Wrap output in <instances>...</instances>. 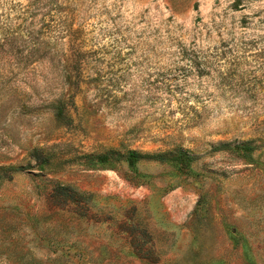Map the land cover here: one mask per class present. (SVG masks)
Returning <instances> with one entry per match:
<instances>
[{
    "label": "rangeland",
    "instance_id": "obj_1",
    "mask_svg": "<svg viewBox=\"0 0 264 264\" xmlns=\"http://www.w3.org/2000/svg\"><path fill=\"white\" fill-rule=\"evenodd\" d=\"M0 264H264V0H0Z\"/></svg>",
    "mask_w": 264,
    "mask_h": 264
},
{
    "label": "trees",
    "instance_id": "obj_2",
    "mask_svg": "<svg viewBox=\"0 0 264 264\" xmlns=\"http://www.w3.org/2000/svg\"><path fill=\"white\" fill-rule=\"evenodd\" d=\"M52 108L58 120L67 121V118H69V116L66 114V105L63 101L53 104ZM227 147L228 145L221 146V148H227ZM234 149L248 151V152H252L254 150V148L249 146V144L247 143L238 145ZM35 157L36 160L41 161L40 167L41 165H43L44 167L55 166V162H53L55 156L53 154L47 153V151H37L35 153ZM81 158L84 160V163H86V165L93 163L108 165L111 162L125 161L128 167L134 172L138 171V165L143 160L170 164L172 166L177 167L181 171H188L192 163L197 160V157L191 156L183 150H178L174 153H169V154L166 153L144 154L135 150H129L120 153L117 151L110 150L95 155H84L81 156ZM8 170H11L12 172H19L25 170V168L9 167ZM56 194L58 196L65 197L66 200L73 201V199H75L74 194L72 193L70 188L66 186H59L58 190H56Z\"/></svg>",
    "mask_w": 264,
    "mask_h": 264
}]
</instances>
